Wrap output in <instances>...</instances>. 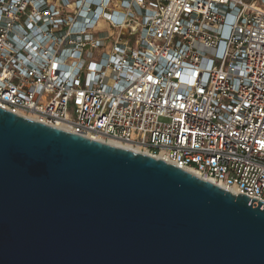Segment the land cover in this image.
I'll return each instance as SVG.
<instances>
[{
  "label": "built area",
  "instance_id": "obj_1",
  "mask_svg": "<svg viewBox=\"0 0 264 264\" xmlns=\"http://www.w3.org/2000/svg\"><path fill=\"white\" fill-rule=\"evenodd\" d=\"M0 108L264 204V0H0Z\"/></svg>",
  "mask_w": 264,
  "mask_h": 264
},
{
  "label": "water",
  "instance_id": "obj_2",
  "mask_svg": "<svg viewBox=\"0 0 264 264\" xmlns=\"http://www.w3.org/2000/svg\"><path fill=\"white\" fill-rule=\"evenodd\" d=\"M0 264H264V204L0 108Z\"/></svg>",
  "mask_w": 264,
  "mask_h": 264
},
{
  "label": "bare ground",
  "instance_id": "obj_3",
  "mask_svg": "<svg viewBox=\"0 0 264 264\" xmlns=\"http://www.w3.org/2000/svg\"><path fill=\"white\" fill-rule=\"evenodd\" d=\"M108 144H110V145H112V146H119V145H117V144H113V143H108ZM123 148H125V147H123ZM189 172L192 173V171H189ZM192 174H194V173H192Z\"/></svg>",
  "mask_w": 264,
  "mask_h": 264
}]
</instances>
